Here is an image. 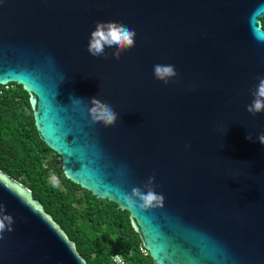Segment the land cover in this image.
<instances>
[{
    "label": "water",
    "instance_id": "1",
    "mask_svg": "<svg viewBox=\"0 0 264 264\" xmlns=\"http://www.w3.org/2000/svg\"><path fill=\"white\" fill-rule=\"evenodd\" d=\"M263 20L264 0H0V86L24 88L66 178L128 212L155 264H264V113L246 110L264 76ZM98 21L134 30L135 46L91 56ZM156 64L178 75L164 84ZM93 97L114 126L92 121ZM152 176L163 205L130 208L122 193ZM0 203L15 221L0 264H89L1 170Z\"/></svg>",
    "mask_w": 264,
    "mask_h": 264
},
{
    "label": "trees",
    "instance_id": "2",
    "mask_svg": "<svg viewBox=\"0 0 264 264\" xmlns=\"http://www.w3.org/2000/svg\"><path fill=\"white\" fill-rule=\"evenodd\" d=\"M0 170L33 192L89 264H116L117 254L125 264H155L142 252L128 212L66 178L61 157L38 133L29 94L18 84L0 86Z\"/></svg>",
    "mask_w": 264,
    "mask_h": 264
},
{
    "label": "clouds",
    "instance_id": "3",
    "mask_svg": "<svg viewBox=\"0 0 264 264\" xmlns=\"http://www.w3.org/2000/svg\"><path fill=\"white\" fill-rule=\"evenodd\" d=\"M136 32L129 29L126 25L115 21H98L95 24L94 30L90 33V38L87 45V51L93 57H101L108 59L109 53L106 49H112L111 55L119 60L121 55L135 46ZM154 77L168 84L177 75L174 65L156 64L153 68ZM258 84L252 90V102L247 106L246 110L253 116L258 113H264V76L257 77ZM80 98H71V103L79 104ZM91 107L88 109L91 119L96 124H102L105 127L114 126L118 114L109 104L102 102L98 98H91ZM252 140L251 135L246 137ZM262 145H264V133L259 134L256 138ZM53 177V181H55ZM155 177H149L144 184L143 189L134 187L131 193H122L124 202L130 208L149 209L157 206H162L164 196L157 194L154 188ZM54 186L55 183H54ZM14 218L11 214L6 213L5 205L0 203V240L4 239L5 231L11 232L13 230ZM114 260L118 264H124L121 255L114 256Z\"/></svg>",
    "mask_w": 264,
    "mask_h": 264
},
{
    "label": "built area",
    "instance_id": "4",
    "mask_svg": "<svg viewBox=\"0 0 264 264\" xmlns=\"http://www.w3.org/2000/svg\"><path fill=\"white\" fill-rule=\"evenodd\" d=\"M5 88H6V89H9V85L5 86ZM142 252H144L145 254H147V251H146L144 248L142 249ZM123 261H124V260H123ZM114 262H115L116 264H118L117 261L114 260ZM124 264H125V261H124Z\"/></svg>",
    "mask_w": 264,
    "mask_h": 264
},
{
    "label": "flooded vegetation",
    "instance_id": "5",
    "mask_svg": "<svg viewBox=\"0 0 264 264\" xmlns=\"http://www.w3.org/2000/svg\"><path fill=\"white\" fill-rule=\"evenodd\" d=\"M264 28V27H263Z\"/></svg>",
    "mask_w": 264,
    "mask_h": 264
}]
</instances>
